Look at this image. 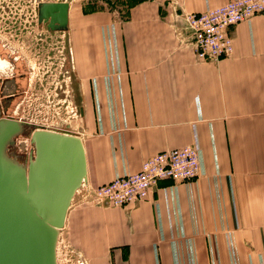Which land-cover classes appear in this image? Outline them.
<instances>
[{"label": "crops", "instance_id": "0c3cea01", "mask_svg": "<svg viewBox=\"0 0 264 264\" xmlns=\"http://www.w3.org/2000/svg\"><path fill=\"white\" fill-rule=\"evenodd\" d=\"M178 1L202 12L228 0ZM75 16L71 8L81 110L60 129L84 141L86 184L184 145L198 149L200 172L160 179L146 199L118 206L77 191L61 242L86 264H264V12L229 28L235 51L219 60L200 59L191 31L158 0L118 19Z\"/></svg>", "mask_w": 264, "mask_h": 264}, {"label": "water", "instance_id": "95a60500", "mask_svg": "<svg viewBox=\"0 0 264 264\" xmlns=\"http://www.w3.org/2000/svg\"><path fill=\"white\" fill-rule=\"evenodd\" d=\"M70 9L69 0H41L39 19L66 29ZM22 131L19 119H0V264H59V237L87 177L84 141L75 133L36 128L26 162L10 152Z\"/></svg>", "mask_w": 264, "mask_h": 264}, {"label": "built area", "instance_id": "2783aa9c", "mask_svg": "<svg viewBox=\"0 0 264 264\" xmlns=\"http://www.w3.org/2000/svg\"><path fill=\"white\" fill-rule=\"evenodd\" d=\"M259 12H264V0H228L202 12L187 11L180 6L178 0H174V15L183 21V27L191 31L188 43L202 60H219L232 55L235 51L234 36L229 28ZM112 27L114 42L117 47L116 24L112 23ZM116 53L119 63V52ZM79 116L78 110L74 117L78 118ZM38 128L63 131L60 129V124L52 125L47 121ZM14 144L20 150H27L26 159L21 161L28 162L34 153L31 135L25 139L15 141L11 146L13 147ZM12 153L19 158L17 153ZM199 172L200 157L198 149L193 145H184L160 151L144 161L138 171L117 176L107 183L91 186L84 181L77 191L84 190L87 202H110L118 206L146 199L160 179L187 180L197 177ZM71 253H74V250L67 248L66 244L61 242L60 234L57 245L59 264H70ZM63 254L65 255L64 262L62 261ZM77 261L78 264H86V260L81 254L78 255Z\"/></svg>", "mask_w": 264, "mask_h": 264}, {"label": "rangeland", "instance_id": "374dc122", "mask_svg": "<svg viewBox=\"0 0 264 264\" xmlns=\"http://www.w3.org/2000/svg\"><path fill=\"white\" fill-rule=\"evenodd\" d=\"M41 0H0V50L6 52L13 43L16 47V52H20L28 58L29 61V72L30 81L36 85L35 95L32 96L30 105L27 104L25 110H20L16 116L22 117L26 120L24 130L17 134L14 140L25 139L31 135V132L40 127L46 120L43 114L42 103L43 97L39 88V83L46 79L50 81L62 80L60 69L63 64L61 55L62 52L58 49L49 52L48 47H44L41 44L40 37L45 36L49 30L43 24L38 22V3ZM72 8V23L76 14H82L87 18L88 14L93 11H110L113 13L114 19L123 18L127 14V10L130 6L141 2L142 0H69ZM163 5L171 6L174 12V0H158ZM72 30L69 24L68 30H52L51 32L64 36L66 32L70 33ZM62 49V48H61ZM51 55V57L49 56ZM57 62V63H54ZM58 65V69L53 67ZM53 70V71H52ZM68 74V73H67ZM67 80L69 77L66 75ZM28 102V103H29ZM61 104V102L59 103ZM68 107H64L63 111L59 110L52 112L50 117L54 119L48 122L52 125L60 124V127L65 128L61 121L68 120L70 123H76L75 113H78V103H66ZM65 106V105H64ZM73 109V110H72ZM72 110V111H71ZM66 122V121H65ZM63 122V123H65ZM58 126V125H57ZM14 141V142H15ZM11 152H15L19 155L20 160H25L27 150H20L17 145L10 147ZM72 259L69 261L70 264H78L76 253H71ZM65 258V255H62Z\"/></svg>", "mask_w": 264, "mask_h": 264}, {"label": "flooded vegetation", "instance_id": "af4514ba", "mask_svg": "<svg viewBox=\"0 0 264 264\" xmlns=\"http://www.w3.org/2000/svg\"><path fill=\"white\" fill-rule=\"evenodd\" d=\"M38 22L40 24L44 23L49 30L45 36L40 37L42 40L41 44L44 47H48L49 52H54L53 50L58 49L62 52L61 55H64L62 56L63 64L59 74L62 80L50 81L46 76V79L39 83V88L41 90L44 89L43 92H41L44 99L41 110L43 114H47V116H44L46 117L44 119L48 122L52 119L50 117L52 112H60L59 110L63 111L64 107H68L66 104L67 101L68 103H78L75 86L76 79L73 71V43L71 33L66 32L64 36H61L60 34L51 32L52 30H68L69 25L66 29L49 28L48 21H40L39 12ZM49 56L51 57V55ZM28 68V58L22 53L16 52V47L13 43L6 52L0 50V119H19L23 124V130L26 120L16 115L19 114L20 110H25L27 104L30 105L31 102L29 101L32 99V96L37 93V91L35 92L37 84L34 85L30 81V72ZM53 68L58 69V65ZM66 75L69 77L68 80L64 78ZM60 102L61 104H59ZM77 109L79 111L81 110L80 107ZM53 120L54 119L51 121Z\"/></svg>", "mask_w": 264, "mask_h": 264}]
</instances>
